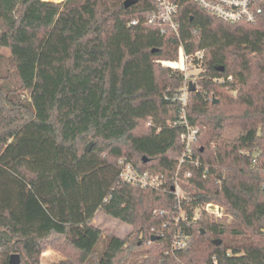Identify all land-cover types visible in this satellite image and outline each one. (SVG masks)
I'll list each match as a JSON object with an SVG mask.
<instances>
[{"label": "trees", "instance_id": "obj_1", "mask_svg": "<svg viewBox=\"0 0 264 264\" xmlns=\"http://www.w3.org/2000/svg\"><path fill=\"white\" fill-rule=\"evenodd\" d=\"M124 2L0 0L1 264H40L48 246L64 255L52 264H125L147 244L140 264H264V0L256 23L180 0L179 37L143 23L154 0ZM181 46L203 71L184 108L198 165L179 169L185 74L160 62ZM121 159L164 186L124 182ZM98 212L131 236L104 242Z\"/></svg>", "mask_w": 264, "mask_h": 264}, {"label": "built area", "instance_id": "obj_2", "mask_svg": "<svg viewBox=\"0 0 264 264\" xmlns=\"http://www.w3.org/2000/svg\"><path fill=\"white\" fill-rule=\"evenodd\" d=\"M44 2L56 3L57 0H42ZM201 9L213 14L227 22L230 23H256L258 18L262 14L261 1L262 0H193ZM180 0H154L150 11L148 12L144 24L147 26L155 27L159 30L162 35L172 33L177 37L180 36V25L176 21L177 14L179 12ZM141 23L139 19H133L129 25L137 26ZM202 59L203 52H196L192 55H187L183 46L179 49V60L170 65L171 68L179 69L185 74V81L180 89V96L174 100H179L182 104L183 110L181 114V119L175 122L174 125L182 126V133L180 135L181 142L183 144L182 156L179 160V169L182 164L186 162H192L198 165V160H193V145L197 140L198 130L190 126L185 115V106L187 102V95L189 93V76L187 71L191 69H196L203 71L202 69ZM197 62V64H196ZM198 74V76L200 75ZM197 76V77H198ZM232 77H228L231 80ZM216 81L221 82L223 79H216ZM121 166L120 177L124 182L140 186L142 188H153L159 189L164 186V176L162 174H152L148 172L138 171L131 163L126 160L121 159L119 161ZM175 192L180 195V187L178 181H176ZM203 210L216 218H222L224 216V208L219 204L209 203L203 207ZM197 216L194 217V221L197 220ZM182 218H178L180 221ZM187 245V237L182 236L181 233L176 234L172 250L183 249ZM1 252V248H0ZM51 251L44 250L41 254L40 264H45L43 262L45 258L51 255ZM2 262V256L0 253V264ZM214 264H218L217 261Z\"/></svg>", "mask_w": 264, "mask_h": 264}, {"label": "rangeland", "instance_id": "obj_3", "mask_svg": "<svg viewBox=\"0 0 264 264\" xmlns=\"http://www.w3.org/2000/svg\"><path fill=\"white\" fill-rule=\"evenodd\" d=\"M66 0H63L61 2H56V3H63ZM6 57H7V61L9 63V52L7 50H3L2 51ZM179 60V57L177 59V61ZM176 61H161L160 64L163 67L166 68H170L171 70L175 71V70H179V69H174L171 68L170 65L172 63H174ZM13 72V71H12ZM200 73V71L196 70V69H191L189 71H187V74L189 76V80L190 83H194L197 81V76ZM14 74V73H13ZM14 78V75H13ZM223 82V81H221ZM219 82V83H221ZM23 96H26V93L23 92L22 93ZM233 94H235L233 92ZM180 195H178L179 197H184V193L182 192V190L180 189ZM221 206V205H220ZM213 220L217 223H223V224H228L232 221V217L230 214H228L227 212H225L224 209V216L222 218H216L213 216ZM93 224L99 228L100 230L103 231V237H104V242L107 241V239L110 236H115L121 239H126L129 236H131L132 232H133V227L123 223L117 219H114L110 216H108L107 214H105L104 212H98L96 217L93 220ZM104 244V243H103ZM102 244V246H103ZM150 245L147 244L145 246H143L142 248H140L138 251H135V253L133 254V256L125 263V264H140L144 258L145 252L149 249ZM45 250H49L51 251V255L48 258L43 259L45 262V264H52L54 262H58L62 259H64V255L62 253H60L59 251L55 250L52 246H48Z\"/></svg>", "mask_w": 264, "mask_h": 264}, {"label": "water", "instance_id": "obj_4", "mask_svg": "<svg viewBox=\"0 0 264 264\" xmlns=\"http://www.w3.org/2000/svg\"><path fill=\"white\" fill-rule=\"evenodd\" d=\"M137 3V0H125L124 2V7L126 9L132 7L133 5H135ZM197 90V87L194 83H190L189 84V92H195ZM215 103H217V101H215ZM93 144L90 143L87 147H86V151H91ZM173 191H175V188H173ZM152 240H154V238H152ZM9 241H11V238H9ZM219 243V242H218ZM21 263V257L18 254H13L10 257L9 260V264H20Z\"/></svg>", "mask_w": 264, "mask_h": 264}, {"label": "bare ground", "instance_id": "obj_5", "mask_svg": "<svg viewBox=\"0 0 264 264\" xmlns=\"http://www.w3.org/2000/svg\"><path fill=\"white\" fill-rule=\"evenodd\" d=\"M63 1V0H62Z\"/></svg>", "mask_w": 264, "mask_h": 264}]
</instances>
